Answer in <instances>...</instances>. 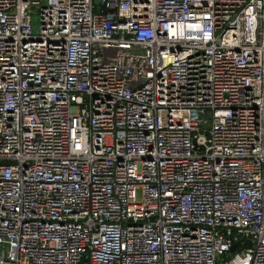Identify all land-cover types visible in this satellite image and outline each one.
<instances>
[{
	"label": "built area",
	"instance_id": "1",
	"mask_svg": "<svg viewBox=\"0 0 264 264\" xmlns=\"http://www.w3.org/2000/svg\"><path fill=\"white\" fill-rule=\"evenodd\" d=\"M0 264H264V0H0Z\"/></svg>",
	"mask_w": 264,
	"mask_h": 264
},
{
	"label": "water",
	"instance_id": "2",
	"mask_svg": "<svg viewBox=\"0 0 264 264\" xmlns=\"http://www.w3.org/2000/svg\"><path fill=\"white\" fill-rule=\"evenodd\" d=\"M247 245H249V243H247ZM237 248V246H233L232 250L235 251Z\"/></svg>",
	"mask_w": 264,
	"mask_h": 264
}]
</instances>
